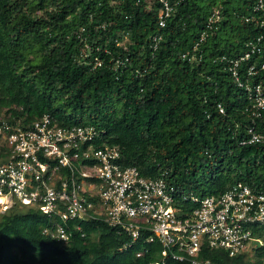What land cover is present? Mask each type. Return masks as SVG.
<instances>
[{"label":"trees","instance_id":"obj_1","mask_svg":"<svg viewBox=\"0 0 264 264\" xmlns=\"http://www.w3.org/2000/svg\"><path fill=\"white\" fill-rule=\"evenodd\" d=\"M166 1L161 25L162 0H0V162L10 151L3 132L48 117L66 130L95 132L79 153L87 144L115 146L120 167L161 179L179 217L198 205L190 194L217 199L238 183L264 192V141L246 143L251 127L264 132V117L252 114L229 70L253 42L261 52L240 63L239 79L264 85V9L256 0ZM252 64L256 73L249 74ZM91 201L82 218L66 221L18 200L0 211V264L162 259L158 238L147 241L151 233L141 231L132 240L107 222L99 199ZM56 224L65 239L52 234ZM250 229L264 240V226ZM227 253L203 243L196 258L264 264V244Z\"/></svg>","mask_w":264,"mask_h":264},{"label":"built area","instance_id":"obj_2","mask_svg":"<svg viewBox=\"0 0 264 264\" xmlns=\"http://www.w3.org/2000/svg\"><path fill=\"white\" fill-rule=\"evenodd\" d=\"M162 2L167 11L160 16L161 25L170 8L166 0ZM255 7L264 9V0H256ZM214 17L212 14L209 21ZM246 47L241 56L230 60L229 70L238 85L246 89L252 114L264 117V85H250L239 79L240 63L261 52L253 42ZM254 68L253 64L249 66L248 73H256ZM260 68L264 69V63ZM248 133L246 143L264 141V132L251 127ZM2 134L10 151L0 162V211L18 200L42 214L66 221L82 218L88 209L94 208L91 200L95 197L103 205L107 222L129 233L132 240L141 231L151 233L147 241L159 239L162 259L154 264H167L166 257L172 262L190 259L191 264H211L207 259L196 258L203 243L222 248L229 256L247 252L254 242L264 244L250 229L253 224L264 226V192H254L238 183L217 199L190 194L188 198L198 205L179 217L169 192L172 188L161 179L143 178L134 166L120 167L116 163L119 148L103 144L94 150L87 144L79 153L77 149L91 142L95 135L90 129L66 130L43 117L30 129L18 127ZM55 159L57 163H49ZM87 160L97 162L90 164ZM65 166L69 174L61 175ZM34 180L39 183H33ZM51 232L59 239L66 238L65 229L59 224Z\"/></svg>","mask_w":264,"mask_h":264},{"label":"rangeland","instance_id":"obj_3","mask_svg":"<svg viewBox=\"0 0 264 264\" xmlns=\"http://www.w3.org/2000/svg\"><path fill=\"white\" fill-rule=\"evenodd\" d=\"M7 200H8V198H7Z\"/></svg>","mask_w":264,"mask_h":264}]
</instances>
